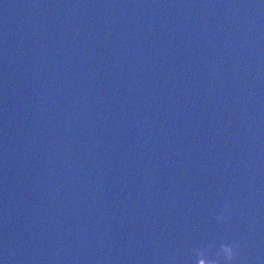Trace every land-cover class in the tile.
<instances>
[{"label":"water","instance_id":"water-1","mask_svg":"<svg viewBox=\"0 0 264 264\" xmlns=\"http://www.w3.org/2000/svg\"><path fill=\"white\" fill-rule=\"evenodd\" d=\"M220 241L264 264V0H0V264Z\"/></svg>","mask_w":264,"mask_h":264},{"label":"clouds","instance_id":"clouds-1","mask_svg":"<svg viewBox=\"0 0 264 264\" xmlns=\"http://www.w3.org/2000/svg\"><path fill=\"white\" fill-rule=\"evenodd\" d=\"M240 248L238 241H220L218 244L215 242L202 243L191 249L194 255L193 264H197L199 255H203L208 264H241Z\"/></svg>","mask_w":264,"mask_h":264}]
</instances>
